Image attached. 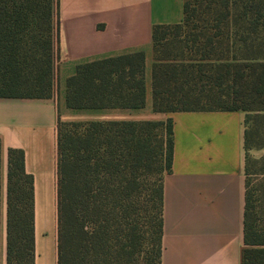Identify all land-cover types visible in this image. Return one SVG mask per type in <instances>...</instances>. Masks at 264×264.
Listing matches in <instances>:
<instances>
[{"label": "trees", "instance_id": "1", "mask_svg": "<svg viewBox=\"0 0 264 264\" xmlns=\"http://www.w3.org/2000/svg\"><path fill=\"white\" fill-rule=\"evenodd\" d=\"M53 1L0 0V98L51 96ZM182 12L180 23L152 28V110L244 113L241 264H264V155H249L264 148V0H183ZM64 102L72 111L142 109L144 54L78 65ZM57 127V264H161L171 119ZM34 225L24 152L7 150L4 184L0 141V264H35Z\"/></svg>", "mask_w": 264, "mask_h": 264}, {"label": "crops", "instance_id": "2", "mask_svg": "<svg viewBox=\"0 0 264 264\" xmlns=\"http://www.w3.org/2000/svg\"><path fill=\"white\" fill-rule=\"evenodd\" d=\"M182 5L183 0L53 1L57 55L51 96L0 98L4 184L9 148L24 152L26 172L34 180L35 264H57L58 122L168 118L173 156L163 178L161 264H241L244 113L152 110V28L180 23ZM136 52L144 54L142 109L65 107V83L78 65ZM259 152L263 156L264 148Z\"/></svg>", "mask_w": 264, "mask_h": 264}, {"label": "rangeland", "instance_id": "3", "mask_svg": "<svg viewBox=\"0 0 264 264\" xmlns=\"http://www.w3.org/2000/svg\"><path fill=\"white\" fill-rule=\"evenodd\" d=\"M72 121H80V122H86V120H70V122ZM69 122V121H67ZM249 155L254 158V159H259L261 156H260V152L259 150H255V149H252L250 152H249Z\"/></svg>", "mask_w": 264, "mask_h": 264}]
</instances>
